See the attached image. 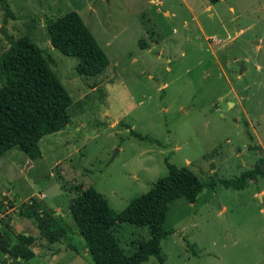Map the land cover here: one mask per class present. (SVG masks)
I'll return each mask as SVG.
<instances>
[{
	"label": "rangeland",
	"instance_id": "obj_1",
	"mask_svg": "<svg viewBox=\"0 0 264 264\" xmlns=\"http://www.w3.org/2000/svg\"><path fill=\"white\" fill-rule=\"evenodd\" d=\"M70 11L108 59L97 76L79 75L78 59L51 45L48 22ZM24 35L72 99L69 123L40 140V158L16 148L0 157V231L14 214L10 234L33 237L43 255L50 242L24 217L37 199L67 232L57 260L28 264H95L66 210L74 187H93L119 213L167 175L166 162L204 188L194 203L169 204L165 264H264V177L243 189L220 183L264 159V0H0V57ZM115 237L127 254L149 232L120 224Z\"/></svg>",
	"mask_w": 264,
	"mask_h": 264
},
{
	"label": "trees",
	"instance_id": "obj_2",
	"mask_svg": "<svg viewBox=\"0 0 264 264\" xmlns=\"http://www.w3.org/2000/svg\"><path fill=\"white\" fill-rule=\"evenodd\" d=\"M215 4L220 0H208ZM51 45L64 55L75 57V70L79 75L97 76L108 67V59L94 36L75 11H70L48 22ZM0 157L16 148L29 160L41 157L40 140L59 132L69 123L68 108L72 99L50 68L43 50L28 36H19L0 57ZM139 139L144 136L130 131ZM168 173L158 179L148 192L132 199L119 213L113 211L107 198L93 187H74V197L68 203L78 233L86 242V249L95 264H143L154 256L165 264L161 241L173 231L163 224L169 204L183 198L194 203L204 184L186 167L166 162ZM264 177V159L233 179H221L225 188L243 189L249 180ZM214 186V181H211ZM25 214L48 242L66 236L65 228L53 211L42 209L34 199ZM128 224L147 227L149 239L137 242L126 254L115 237L116 227ZM23 248L33 245V237H13L7 230L0 231V255L8 256L6 264H26ZM68 249L79 253L72 245ZM0 256V257H1Z\"/></svg>",
	"mask_w": 264,
	"mask_h": 264
},
{
	"label": "crops",
	"instance_id": "obj_3",
	"mask_svg": "<svg viewBox=\"0 0 264 264\" xmlns=\"http://www.w3.org/2000/svg\"><path fill=\"white\" fill-rule=\"evenodd\" d=\"M209 8H211L210 5L207 7V9H209ZM230 10L233 11L232 8H230ZM9 217H11L9 219V221H8V223L9 222L10 223H9V225L6 226V230L9 233H13L15 230H13L12 228H13L14 222H16V220L13 219L14 218V214H11ZM17 234H20V232L15 233V235H17ZM22 235H24V234H22ZM44 240H46V239L44 238ZM55 242H57V241H55ZM55 242H50L49 245H47V246H49V248H47V251H42L43 255H41L39 251L34 249L33 246H30L28 249L27 248H23L24 247L23 244H18V246H19L21 252L25 255V258H24L25 263L28 264V261L30 259L38 257V256H42L43 260H46L49 263H51V262H54L55 260H57L59 254H61L60 253L61 249H59L60 247H54ZM49 249H52V251H49ZM44 256H45V258H44Z\"/></svg>",
	"mask_w": 264,
	"mask_h": 264
},
{
	"label": "water",
	"instance_id": "obj_4",
	"mask_svg": "<svg viewBox=\"0 0 264 264\" xmlns=\"http://www.w3.org/2000/svg\"><path fill=\"white\" fill-rule=\"evenodd\" d=\"M66 210H68V207L66 208ZM60 212H56V213H54L55 215H58Z\"/></svg>",
	"mask_w": 264,
	"mask_h": 264
}]
</instances>
